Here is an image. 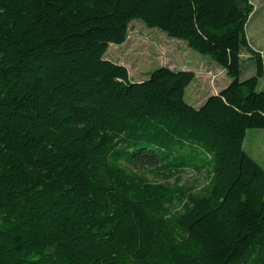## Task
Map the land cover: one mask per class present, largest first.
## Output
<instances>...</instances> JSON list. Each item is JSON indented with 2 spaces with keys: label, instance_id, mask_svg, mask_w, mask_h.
<instances>
[{
  "label": "trees",
  "instance_id": "obj_1",
  "mask_svg": "<svg viewBox=\"0 0 264 264\" xmlns=\"http://www.w3.org/2000/svg\"><path fill=\"white\" fill-rule=\"evenodd\" d=\"M252 0H0V264H264V54ZM142 21L231 78L134 82L105 58ZM245 50L255 74L241 80Z\"/></svg>",
  "mask_w": 264,
  "mask_h": 264
},
{
  "label": "rangeland",
  "instance_id": "obj_2",
  "mask_svg": "<svg viewBox=\"0 0 264 264\" xmlns=\"http://www.w3.org/2000/svg\"><path fill=\"white\" fill-rule=\"evenodd\" d=\"M252 2L255 9L248 21L246 35L251 46L264 54V0H252ZM251 56L248 50L244 51L241 61V80L252 77L256 72V63ZM105 58L125 65L134 82L148 79L149 73L161 66L196 71L195 81L189 84L185 92V100L191 105L197 98L196 93L201 85H205L201 86V92L204 94L202 98H204L211 95L210 89L214 88L215 83L219 88H224L231 81L226 71L210 56L193 50L183 40L168 37L158 28L147 27L140 20L130 24L125 43L110 44ZM208 66L214 74L209 80L202 75V70ZM261 87L264 88V79L261 80ZM244 147L256 161L264 165V129H249Z\"/></svg>",
  "mask_w": 264,
  "mask_h": 264
},
{
  "label": "crops",
  "instance_id": "obj_3",
  "mask_svg": "<svg viewBox=\"0 0 264 264\" xmlns=\"http://www.w3.org/2000/svg\"><path fill=\"white\" fill-rule=\"evenodd\" d=\"M211 66V65H210ZM210 66H208V67H206V68H204L203 70H202V75L204 76V77H206L208 80L210 79V77L212 76V75H214L213 74V72L210 70ZM195 72V79H196V76H197V73H196V71H194ZM222 71H220V73H221ZM195 79H194V81H195ZM141 79H139V81H140ZM217 80V79H216ZM229 84V83H228ZM227 84V85H228ZM226 85V86H227ZM201 86H205L204 84L203 85H201ZM201 86L199 87V90H198V92L196 93V99H194L193 101V106H195V107H200L205 101H206V99L208 98V96H204V98H202L203 97V92H201L202 90H201ZM223 88H219L218 87V85L215 83L214 84V88H212V89H210V91H212L211 92V95H215V94H218L221 90H222ZM204 91V90H203ZM210 95V96H211Z\"/></svg>",
  "mask_w": 264,
  "mask_h": 264
}]
</instances>
